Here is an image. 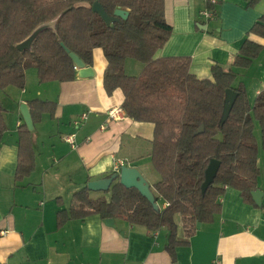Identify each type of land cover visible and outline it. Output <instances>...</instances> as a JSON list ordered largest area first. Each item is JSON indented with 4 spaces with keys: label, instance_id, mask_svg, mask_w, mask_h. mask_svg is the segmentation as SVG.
Returning <instances> with one entry per match:
<instances>
[{
    "label": "crops",
    "instance_id": "crops-1",
    "mask_svg": "<svg viewBox=\"0 0 264 264\" xmlns=\"http://www.w3.org/2000/svg\"><path fill=\"white\" fill-rule=\"evenodd\" d=\"M251 1L225 0L216 17L207 20L202 15L206 0H165V20L173 34L160 56L191 58V73L210 79L214 65L234 68L245 41L261 45L262 54L249 68H234L236 84L245 85L254 104L264 89V37L251 29L264 17V0ZM107 66L103 50L95 49L91 77H80L77 69L73 81L40 83L37 71L30 69L24 90L10 87L1 95L7 111L0 140V264H264V196L261 206L247 204L232 188L226 189L213 222L203 223L191 238L185 236L181 216L175 218L178 239L187 242L176 248L175 260L166 251V229L152 232L115 219L110 227L97 215L58 228L57 213L70 208L74 193L107 178L120 162L139 169L153 193L160 180L151 162L155 127L127 116L121 89L107 94ZM143 69L137 60L125 63L128 76H139ZM36 99L56 105L53 115L36 112L40 120L33 122L29 135L35 167L19 181V129L25 123L21 106L29 108L28 102ZM115 110L119 113L113 119ZM86 113L88 119L77 125ZM70 136L75 147L64 140ZM258 166V190L264 193L260 151ZM160 204L162 209L168 205Z\"/></svg>",
    "mask_w": 264,
    "mask_h": 264
},
{
    "label": "trees",
    "instance_id": "trees-1",
    "mask_svg": "<svg viewBox=\"0 0 264 264\" xmlns=\"http://www.w3.org/2000/svg\"><path fill=\"white\" fill-rule=\"evenodd\" d=\"M97 2L110 16L118 9L129 16L108 25L93 11ZM254 3L252 0L250 5ZM35 33L31 47L20 51L19 46ZM172 34L173 28L165 20V0H0V90H24L30 69L37 71L40 83L73 81L77 70L65 48L88 66L93 65V51L100 48L108 62L104 73L107 94L121 89L127 116L155 127L151 162L160 180L154 185V195L160 206L162 201L167 207L155 211L138 190L115 180L107 192H91L86 186L74 193L70 208L57 213L58 228L70 220L97 215L104 221L125 220L152 232L166 229V251L175 260L176 248L187 243L178 239L177 216L182 218L186 238H191L198 223H211L221 212L226 189L239 191L245 203L256 205L252 193L258 190L261 172L255 121L264 150V89L251 104L245 85L236 84L235 71L249 68L262 54L261 45L245 41L235 56V69L214 65L210 79H199L190 71L191 58L160 56ZM251 34L264 37V17ZM128 59L144 65L139 76L126 75ZM229 89L238 98L222 125ZM28 104L34 123L43 113L53 115L56 105L39 99ZM5 113L0 98V140L6 132ZM201 126L204 132L196 134ZM30 134L22 124L19 181L35 167ZM212 161L220 166L212 180H207Z\"/></svg>",
    "mask_w": 264,
    "mask_h": 264
},
{
    "label": "water",
    "instance_id": "water-1",
    "mask_svg": "<svg viewBox=\"0 0 264 264\" xmlns=\"http://www.w3.org/2000/svg\"><path fill=\"white\" fill-rule=\"evenodd\" d=\"M93 11L99 14L102 19L108 24L111 25L112 23L119 22L121 20H126L129 16V13L125 10L118 9L114 16H110L107 14L103 6L98 2L93 5ZM37 33H35L31 38H29L26 42L19 46L20 51H25L31 47L32 42L34 41ZM64 47V46H63ZM65 48V47H64ZM66 52L70 55L71 59L73 60L75 67L78 69L79 76L82 78H88L93 76V69L86 65L83 60L79 58L73 52H70L67 48H65ZM238 98V93L229 89L226 92V100L224 106V112L221 120V124L227 121L233 106L235 105ZM21 112L24 119L25 124L27 125L30 131L34 130V123L29 111L28 105L23 104L21 106ZM204 132V126L198 130L196 134H201ZM220 164L217 161H212L209 165L207 170V180H212V178L216 175ZM115 180H119V182L128 189H136L140 192V194L145 197L154 207L155 211H159L160 207L159 204L156 202V197L152 191L150 183L147 179L143 176L141 171L137 168H133L127 165L121 166L120 170L116 172L112 177L105 178L93 182H89L87 187L91 192H107L110 190L113 182ZM253 200L258 206H261V202L264 196V193L260 190H257L252 193ZM105 224L110 227H115V220L114 219H107ZM201 223L197 224V229L201 228Z\"/></svg>",
    "mask_w": 264,
    "mask_h": 264
},
{
    "label": "built area",
    "instance_id": "built-area-1",
    "mask_svg": "<svg viewBox=\"0 0 264 264\" xmlns=\"http://www.w3.org/2000/svg\"><path fill=\"white\" fill-rule=\"evenodd\" d=\"M225 0H206L207 2V8L203 11L202 15L207 19H213L216 17V8L223 3ZM75 69L77 70V68L75 67ZM121 111V110H120ZM122 112V111H121ZM118 110H115L113 112H110V116L115 119L116 115L118 114ZM88 119V114H83L81 116V119L79 121L76 122V124H80L81 122H85ZM66 142H68L69 144H71L73 147H75V139L73 136L70 137H66L64 139ZM126 165L123 162H120L119 166L116 168L115 172H118L120 170L121 166Z\"/></svg>",
    "mask_w": 264,
    "mask_h": 264
},
{
    "label": "rangeland",
    "instance_id": "rangeland-1",
    "mask_svg": "<svg viewBox=\"0 0 264 264\" xmlns=\"http://www.w3.org/2000/svg\"><path fill=\"white\" fill-rule=\"evenodd\" d=\"M33 70V69H32ZM3 92L4 93H6V90H0V97H1V95L3 94ZM1 101H2V99H1ZM3 103V102H2ZM3 106H4V104H3ZM4 109H5V112L7 111V108L4 106ZM253 114L251 113V116H252ZM255 135H256V138H257V144H258V147H259V151H260V153L261 154H264L263 153V151H261L262 149H261V145H260V140H261V131H260V126H259V124H258V122H256L255 121ZM156 172V171H155ZM156 174H157V176H158V178L160 179V175L156 172ZM92 196L94 197V198H97V197H99L97 194H95V193H92ZM103 196H105L107 199L110 197V194H107V193H103Z\"/></svg>",
    "mask_w": 264,
    "mask_h": 264
}]
</instances>
